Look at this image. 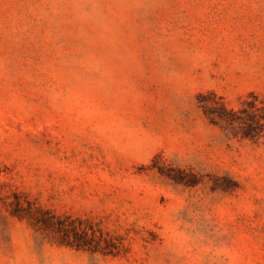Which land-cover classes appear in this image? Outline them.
<instances>
[{
    "label": "rangeland",
    "instance_id": "1",
    "mask_svg": "<svg viewBox=\"0 0 264 264\" xmlns=\"http://www.w3.org/2000/svg\"><path fill=\"white\" fill-rule=\"evenodd\" d=\"M0 264H264V0H0Z\"/></svg>",
    "mask_w": 264,
    "mask_h": 264
},
{
    "label": "trees",
    "instance_id": "2",
    "mask_svg": "<svg viewBox=\"0 0 264 264\" xmlns=\"http://www.w3.org/2000/svg\"><path fill=\"white\" fill-rule=\"evenodd\" d=\"M253 99L251 100H245L242 104V107L238 109L237 112L239 113H245L248 114L254 111H257L260 106L258 105L255 95H252ZM249 111V112H248ZM233 115L236 114V111L231 112ZM244 136H251L252 134H249L248 132L243 133ZM59 217H56V220H58ZM34 224L37 226L43 228V229H57L58 232L61 235V241L60 243H64L69 246H75L76 248H86L90 247V234L88 233L87 228H82L80 226H77L75 224H70L69 226H65L63 223L57 222L58 225L55 226V222L53 221L52 217H48L45 214V217L43 214L40 215L39 218H35ZM72 237V238H71Z\"/></svg>",
    "mask_w": 264,
    "mask_h": 264
}]
</instances>
